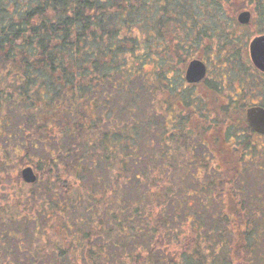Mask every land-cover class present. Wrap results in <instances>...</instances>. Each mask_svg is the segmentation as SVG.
<instances>
[{"label":"trees","instance_id":"1","mask_svg":"<svg viewBox=\"0 0 264 264\" xmlns=\"http://www.w3.org/2000/svg\"><path fill=\"white\" fill-rule=\"evenodd\" d=\"M248 25L264 0H0V264H264Z\"/></svg>","mask_w":264,"mask_h":264},{"label":"water","instance_id":"2","mask_svg":"<svg viewBox=\"0 0 264 264\" xmlns=\"http://www.w3.org/2000/svg\"><path fill=\"white\" fill-rule=\"evenodd\" d=\"M250 18L251 12L248 10H244V12H241L238 15V21L242 24L249 23ZM250 54L252 55L254 64L257 65L260 69L264 70V36H259L254 41H252ZM205 69L206 67H204L203 63L200 64L198 61L192 62L189 66L186 78L190 82L198 81L203 77ZM254 113H257V119L255 120H253ZM247 118L251 121L253 127L257 131H261L264 124V108L260 107V109H249ZM22 174L23 178L27 182L35 181L37 178L36 174L34 173V169L31 166L24 168Z\"/></svg>","mask_w":264,"mask_h":264},{"label":"rangeland","instance_id":"3","mask_svg":"<svg viewBox=\"0 0 264 264\" xmlns=\"http://www.w3.org/2000/svg\"><path fill=\"white\" fill-rule=\"evenodd\" d=\"M231 16V15H230ZM231 20H232V18L231 17H229ZM244 32H247L246 33V37L248 36V39H247V41H245L244 39H243V43H245V45H246V47L244 48V50L246 49V51H247V54H249V45H250V41L257 35V32H256V29H255V25H253V26H251V25H248V26H245L244 27ZM242 53V52H241ZM252 60H251V54H249V57H246L245 59H244V62H242V60H241V63H240V67L241 68H243V67H247V65H249L250 66V64L252 65V62H251ZM242 65V66H241ZM254 66V65H253ZM227 77H224V81H223V84H224V87H225V84L227 83V81L225 80ZM237 86H239V84H238V82H237ZM237 86H236V88H237ZM230 99V98H229ZM230 101H234V102H236L234 99H230ZM262 142L264 143V139L262 140ZM14 173H15V171H14ZM1 181L0 182H2V184H0V203H1V201H2V198L3 197H9L10 196V194L12 195L13 194V190H14V186H13V184H11V183H9L8 181H5L4 180V178H2L1 177ZM264 183L263 184H261V183H258V184H253L252 185V187H253V189H254V191H253V193H252V195L254 196H257V194H256V192L258 193H260L262 190H263V188H264ZM28 189H31L29 186H28ZM258 193V194H259ZM248 195V194H247ZM249 196V195H248ZM254 198V197H253ZM255 199V198H254ZM8 200H10V199H8ZM261 211H264V208L263 209H261Z\"/></svg>","mask_w":264,"mask_h":264},{"label":"flooded vegetation","instance_id":"4","mask_svg":"<svg viewBox=\"0 0 264 264\" xmlns=\"http://www.w3.org/2000/svg\"><path fill=\"white\" fill-rule=\"evenodd\" d=\"M251 60H252L251 61L252 62V65H254V67L256 69L255 70L256 75H258V74L264 75V70L260 69L257 65L254 64L253 59H252V55H251ZM199 63L200 64L203 63L204 64V67H206L205 73H204L203 77L200 80H198V81H192V82H190L186 78L187 77V72H188V70H187L186 73H185V79H186V82L189 85H195V86H198V88H200V87L204 88V86L207 84V82L209 80H211L210 75H211L212 69H211V67L205 61L204 62L203 61L202 62L199 61ZM260 107L264 108V102H263V98H262L261 95L258 96V97H256V98L254 97V98L250 99L249 107L246 108L245 121L247 123V126L250 127L252 131L256 132L257 135L264 136V129H263L264 128V124L262 126L263 128L261 129V131H257L253 127V124L251 123V121L248 120V118H247L248 117V111H249V109H253V108H255V109H258L259 108L260 109ZM256 117H257V113H254L253 120L257 119Z\"/></svg>","mask_w":264,"mask_h":264}]
</instances>
